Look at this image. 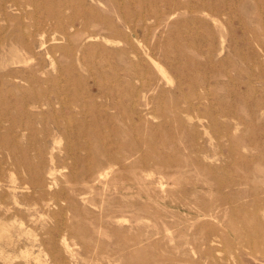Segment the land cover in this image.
I'll return each mask as SVG.
<instances>
[{
  "label": "rangeland",
  "instance_id": "1",
  "mask_svg": "<svg viewBox=\"0 0 264 264\" xmlns=\"http://www.w3.org/2000/svg\"><path fill=\"white\" fill-rule=\"evenodd\" d=\"M26 1L0 10V264H264V0Z\"/></svg>",
  "mask_w": 264,
  "mask_h": 264
},
{
  "label": "bare ground",
  "instance_id": "2",
  "mask_svg": "<svg viewBox=\"0 0 264 264\" xmlns=\"http://www.w3.org/2000/svg\"><path fill=\"white\" fill-rule=\"evenodd\" d=\"M34 1L31 3L30 1H23V2H21L20 0H0V10H3L4 12H6V9H9V8H11V9H15V11H18V12H20V15L21 16H19V17H16V18H14V17H10V19H12V20H14V21H18V20H20V19H22V18H24V17H26V18H34L35 16H36V12H37V10L39 9V7H40V3L39 4H37V5H34ZM27 8H31V11H29V12H27L28 10H27ZM68 10L69 11V13H70V15L69 16H64V15H62V16H54V13L53 12H48V14H47V16H48V18H50V19H52V20H55V19H59V18H61L62 20H63V22H64V24H65V26L66 27H72L73 26V23L79 18L78 16H76V14H75V12H74V9L72 8V7H70V6H68V5H65V10ZM61 13L62 12H65L64 11V9L63 10H61L60 11ZM25 15V16H24ZM9 19V17L8 16H6V14H4V16H3V20H8ZM76 19V20H75ZM37 25V24H36ZM26 26H28V25H26ZM36 27V26H35ZM38 28L39 27H37L36 28V30L38 31ZM260 47V46H259ZM151 59V58H150ZM159 71H161V70H159ZM161 74V73H160ZM163 76H164V74H162ZM165 77V76H164ZM163 77V78H164ZM165 79H166V77H165ZM29 80H27V82H28ZM168 81V80H167ZM36 98H34L33 100H30L29 101V103L32 105V107H34V108H42L43 106H44V104H45V101L44 100H35ZM60 102V101H59ZM133 104V103H132ZM138 108H139V106H138ZM61 171V170H60ZM51 172H53L52 170H51ZM101 174V173H100ZM107 174V173H106ZM102 176V175H101ZM107 177V176H106ZM57 186V185H56ZM51 188V187H50ZM44 191V190H43ZM52 203V202H51ZM121 221V220H120ZM13 225V224H12ZM19 227H21V226H19ZM4 232V231H3ZM34 235H35V233H34ZM35 237V236H34ZM62 240V239H61ZM64 243H66V242H64ZM40 249V248H39ZM67 249V248H66ZM69 249H70V247H69ZM40 252V251H39ZM2 254V253H1ZM41 254V253H40ZM40 254H39V256H40ZM30 256V255H29ZM37 256V255H36ZM29 258V257H28ZM38 258V257H37ZM45 258V257H44ZM24 259V258H23ZM44 260V259H43ZM35 261V260H34ZM36 261H38V260H36ZM41 263H43V261H40ZM47 262V261H46ZM48 263V262H47ZM39 264V263H38Z\"/></svg>",
  "mask_w": 264,
  "mask_h": 264
}]
</instances>
